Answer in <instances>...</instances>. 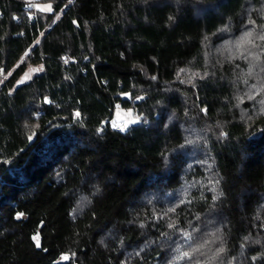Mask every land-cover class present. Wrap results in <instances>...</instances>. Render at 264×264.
I'll return each mask as SVG.
<instances>
[{
	"label": "trees",
	"instance_id": "obj_1",
	"mask_svg": "<svg viewBox=\"0 0 264 264\" xmlns=\"http://www.w3.org/2000/svg\"><path fill=\"white\" fill-rule=\"evenodd\" d=\"M49 1L0 0V264H264V0Z\"/></svg>",
	"mask_w": 264,
	"mask_h": 264
},
{
	"label": "rangeland",
	"instance_id": "obj_2",
	"mask_svg": "<svg viewBox=\"0 0 264 264\" xmlns=\"http://www.w3.org/2000/svg\"><path fill=\"white\" fill-rule=\"evenodd\" d=\"M30 7L34 8V10H41V11H50L51 4L49 0H27ZM36 71V68L29 67L26 72L24 73V79L29 78L33 75ZM114 119L116 122L120 123H132L136 122L138 118L134 116L131 110H125L122 108L117 107L114 111Z\"/></svg>",
	"mask_w": 264,
	"mask_h": 264
},
{
	"label": "built area",
	"instance_id": "obj_3",
	"mask_svg": "<svg viewBox=\"0 0 264 264\" xmlns=\"http://www.w3.org/2000/svg\"><path fill=\"white\" fill-rule=\"evenodd\" d=\"M114 126H115V128H116L117 130H124V129H126V125H125V123H123V122H120V123L115 122V123H114Z\"/></svg>",
	"mask_w": 264,
	"mask_h": 264
},
{
	"label": "snow or ice",
	"instance_id": "obj_4",
	"mask_svg": "<svg viewBox=\"0 0 264 264\" xmlns=\"http://www.w3.org/2000/svg\"><path fill=\"white\" fill-rule=\"evenodd\" d=\"M246 35H250V33L249 34H246ZM261 39H264V36H262V37H260ZM27 55V54H26ZM22 82V81H21ZM34 239H37V247H39V242H38V238H35L34 237ZM188 255V253H184V256H187ZM66 258V257H65Z\"/></svg>",
	"mask_w": 264,
	"mask_h": 264
},
{
	"label": "water",
	"instance_id": "obj_5",
	"mask_svg": "<svg viewBox=\"0 0 264 264\" xmlns=\"http://www.w3.org/2000/svg\"><path fill=\"white\" fill-rule=\"evenodd\" d=\"M103 124H105V122Z\"/></svg>",
	"mask_w": 264,
	"mask_h": 264
}]
</instances>
